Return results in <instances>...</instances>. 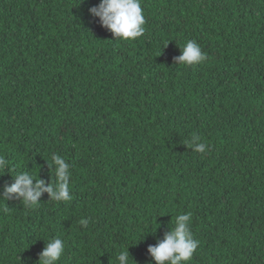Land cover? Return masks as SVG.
Here are the masks:
<instances>
[{"label":"trees","instance_id":"16d2710c","mask_svg":"<svg viewBox=\"0 0 264 264\" xmlns=\"http://www.w3.org/2000/svg\"><path fill=\"white\" fill-rule=\"evenodd\" d=\"M98 4L0 0V194L20 171L53 183V155L71 173V200H0V264H36L55 237L57 264H119L127 248L154 264L148 247L185 213L187 264H264V0H141L134 40ZM189 40L206 59L176 64Z\"/></svg>","mask_w":264,"mask_h":264},{"label":"clouds","instance_id":"9594fccd","mask_svg":"<svg viewBox=\"0 0 264 264\" xmlns=\"http://www.w3.org/2000/svg\"><path fill=\"white\" fill-rule=\"evenodd\" d=\"M88 12L91 16L98 18L100 25L109 30L114 39L134 40L145 32L146 20L141 0H99V4L89 8ZM179 49L181 55L175 58L176 64L191 66L206 59L205 54L195 41L189 40ZM186 146L199 153L205 152L206 149V145L200 142L199 136H193ZM8 166V160L4 156H0V169H7ZM52 171L55 174L53 183L40 177L36 179L27 171L16 172L14 176L10 175L12 182L4 187L3 193L0 194V200L23 201L27 208L38 205L39 198L43 193H47L49 199L55 201L71 200L69 163L62 156L53 155ZM171 219L172 227L170 228L168 225V231L164 234L163 240L147 249L154 264H187L199 245V241L194 238L189 228L191 213L178 214L174 219L172 217ZM79 223L87 228L89 221L81 219ZM64 249L65 242L61 238H49L46 244L44 242L36 264H57ZM116 260L119 264H129V260L133 261L128 248L121 251Z\"/></svg>","mask_w":264,"mask_h":264}]
</instances>
